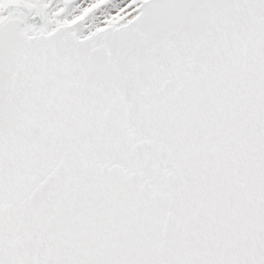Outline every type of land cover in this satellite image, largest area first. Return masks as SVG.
<instances>
[{
	"label": "snow or ice",
	"instance_id": "6c2138e0",
	"mask_svg": "<svg viewBox=\"0 0 264 264\" xmlns=\"http://www.w3.org/2000/svg\"><path fill=\"white\" fill-rule=\"evenodd\" d=\"M0 264H264V0H0Z\"/></svg>",
	"mask_w": 264,
	"mask_h": 264
}]
</instances>
